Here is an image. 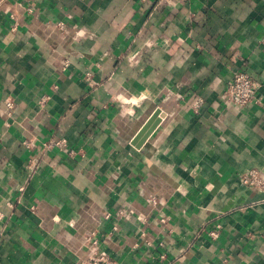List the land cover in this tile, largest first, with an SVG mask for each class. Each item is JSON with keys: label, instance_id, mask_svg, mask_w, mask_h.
Wrapping results in <instances>:
<instances>
[{"label": "crops", "instance_id": "1", "mask_svg": "<svg viewBox=\"0 0 264 264\" xmlns=\"http://www.w3.org/2000/svg\"><path fill=\"white\" fill-rule=\"evenodd\" d=\"M0 109V264H264V0H0Z\"/></svg>", "mask_w": 264, "mask_h": 264}, {"label": "built area", "instance_id": "2", "mask_svg": "<svg viewBox=\"0 0 264 264\" xmlns=\"http://www.w3.org/2000/svg\"><path fill=\"white\" fill-rule=\"evenodd\" d=\"M62 27V25H60ZM66 64V62H64ZM254 94L253 90V80L252 77L245 71H235L232 76V81L226 91V97L228 99L236 101L239 105H245L248 102L252 100ZM12 107V103L10 101L6 102V108L10 110ZM0 113L2 114L3 111ZM23 143L26 146H30L29 140H24ZM43 146L46 149L52 148V147H58L62 148L65 146V141L63 139L55 140V139H49L43 143ZM70 153H73V150L69 151ZM254 178H256V174L254 171H250L249 175L242 177V181L244 183H253ZM92 243L96 244V240H93ZM85 264H114L113 262L99 256H91L90 259H88Z\"/></svg>", "mask_w": 264, "mask_h": 264}, {"label": "water", "instance_id": "3", "mask_svg": "<svg viewBox=\"0 0 264 264\" xmlns=\"http://www.w3.org/2000/svg\"><path fill=\"white\" fill-rule=\"evenodd\" d=\"M158 110H155L153 114L148 117V119L142 124L140 129L137 131L134 140L135 143L138 145L140 142L144 141L151 131L154 129L156 123H157V118H156V112Z\"/></svg>", "mask_w": 264, "mask_h": 264}]
</instances>
